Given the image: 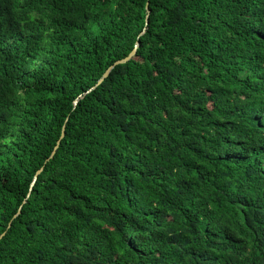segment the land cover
Segmentation results:
<instances>
[{"label": "trees", "instance_id": "1", "mask_svg": "<svg viewBox=\"0 0 264 264\" xmlns=\"http://www.w3.org/2000/svg\"><path fill=\"white\" fill-rule=\"evenodd\" d=\"M3 233L0 264H264V0H0Z\"/></svg>", "mask_w": 264, "mask_h": 264}, {"label": "water", "instance_id": "2", "mask_svg": "<svg viewBox=\"0 0 264 264\" xmlns=\"http://www.w3.org/2000/svg\"><path fill=\"white\" fill-rule=\"evenodd\" d=\"M147 9H148V4H147ZM148 20H149V12H148V14H147V16H146V21H147L146 24H148ZM138 46H139V44L137 43L136 46H135V48H134V50L129 54V56H128L127 58L115 62V63H114V64H113V65H112V66L106 71V73L102 76V78L99 80L98 84L102 83V82L104 81V79H106V78L110 75L111 71H112L117 65L124 64V63L128 62L129 60H131V59L136 55V52H137ZM94 88H95V87H94ZM94 88H92L91 90H93ZM80 97H83V96H80ZM76 104H77V101H76ZM65 134H66V126L63 127L61 137H60V139L58 140V142H57V144H56V146H55V148H54V150H53V152H52V155H51V157L49 158V160L55 156V154H56V152H57V150H58V148H59V146H60V144H61L62 139L65 137ZM47 161H48V160H47ZM43 169H44V168H41V169L37 172V175H36V177H35V179H34L33 184L37 181V177H38V175L43 171ZM18 214H19V213H18ZM16 216H17V215H16ZM16 216H15V217H16ZM10 226H11V224L9 225V227H10ZM5 234H6V233H3V234L0 236V240L4 237Z\"/></svg>", "mask_w": 264, "mask_h": 264}]
</instances>
